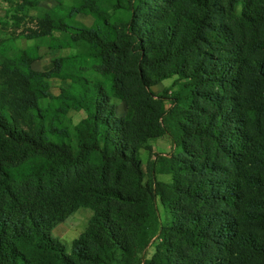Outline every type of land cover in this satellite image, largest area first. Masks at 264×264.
<instances>
[{"label": "trees", "instance_id": "obj_1", "mask_svg": "<svg viewBox=\"0 0 264 264\" xmlns=\"http://www.w3.org/2000/svg\"><path fill=\"white\" fill-rule=\"evenodd\" d=\"M19 1L51 3L32 38L74 53L42 73L37 45H0V264H264V0ZM164 134L169 183L147 148ZM80 208L68 253L51 232Z\"/></svg>", "mask_w": 264, "mask_h": 264}, {"label": "rangeland", "instance_id": "obj_2", "mask_svg": "<svg viewBox=\"0 0 264 264\" xmlns=\"http://www.w3.org/2000/svg\"><path fill=\"white\" fill-rule=\"evenodd\" d=\"M68 2L70 0H63ZM20 3L19 0H0V45L5 46V49L17 48L24 49L32 45L38 46L37 58L32 64V67L37 72H48L50 69L54 68V60L58 57H64L69 54L74 53V50L71 49H61V50H52L47 46L46 38L43 39H33L35 36L34 32L37 30V19L41 15V9L44 7L52 6L51 3H40L39 8L34 10L28 8L26 11H20L17 7ZM77 20L84 25H90L92 19L89 16L78 15ZM57 36V35H56ZM56 69V68H55ZM67 70V69H64ZM71 70V69H69ZM87 72H92L93 67L87 66ZM72 71V70H71ZM173 79L164 80L159 84L151 88L152 92L156 96H160L164 93L165 90H168V93L173 91L175 88H172ZM67 83L60 79H52L50 81L49 92L51 94H57L60 88H65ZM171 107L168 101H165L164 108L169 109ZM116 113L118 116L123 117L126 114L125 107L121 102L116 103ZM72 124L78 123L81 119L84 118V113L77 109L69 110L67 114ZM164 124L168 133L171 134L175 132V126L173 121L169 117L164 118ZM147 148L150 149L151 154L158 155L153 157L150 163H154V175L157 181L169 183L171 181L170 175L162 173L160 169L165 168V160H169L171 157L176 156V151H174L171 139L167 134H164L160 137L152 138L147 142ZM149 151L140 149L137 154V158L140 159L141 167L143 170V182L147 181L148 170L147 161L149 156ZM157 208L160 214L161 221H166L168 218L165 215L164 208L157 200ZM92 211L90 209L80 208L66 218L61 224L56 226L51 235L58 239L65 248V251L69 253L70 243L73 239L77 238L86 228L89 217L91 216ZM159 242L158 233L152 232L150 238L148 239L147 245L143 248L138 249L137 254L141 259L147 260L150 259L154 252L155 246Z\"/></svg>", "mask_w": 264, "mask_h": 264}]
</instances>
